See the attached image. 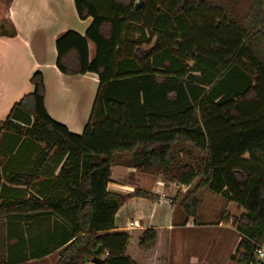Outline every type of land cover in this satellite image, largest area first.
Segmentation results:
<instances>
[{
	"label": "trees",
	"instance_id": "obj_1",
	"mask_svg": "<svg viewBox=\"0 0 264 264\" xmlns=\"http://www.w3.org/2000/svg\"><path fill=\"white\" fill-rule=\"evenodd\" d=\"M74 3L79 18L92 22L84 35L68 30L57 37L56 66L65 75L98 76L89 121L78 135L51 118L43 73H34V91L0 121V137L39 142L45 158L54 152L65 162L51 197L23 191L6 199L0 185V219H59L69 229L58 264L96 256L103 264H137L125 253L129 234L113 232L115 217L128 200L155 195L108 191L112 167L128 154L138 172L167 183L190 186L202 177L181 202L189 217L197 215L204 188L244 208L231 258L254 262L264 241V0ZM177 145L192 147L196 164L183 162ZM7 183L28 187L29 175ZM156 238L146 230L140 247L154 248Z\"/></svg>",
	"mask_w": 264,
	"mask_h": 264
},
{
	"label": "crops",
	"instance_id": "obj_2",
	"mask_svg": "<svg viewBox=\"0 0 264 264\" xmlns=\"http://www.w3.org/2000/svg\"><path fill=\"white\" fill-rule=\"evenodd\" d=\"M4 1L0 0L3 6L0 8V121L7 118L13 106L25 95L34 91L31 78L35 72L41 71L48 114L67 126L71 133L81 135L90 118L99 79L94 73H61L56 66V39L68 30L84 35L92 19L78 22L76 28L70 27L72 7L77 13L74 0ZM8 24L15 31L7 32ZM89 48L92 59L95 56L94 44L90 42ZM43 150L44 145L39 142L20 139L10 133L2 134L0 185L7 187L1 188V196L14 199L23 191L24 194L27 191V197L39 199L53 196L56 177L65 159L59 162L54 152L45 158ZM131 161L127 154L112 167L108 191L127 195L142 189L155 195V198H132L116 214V229L113 232L129 234L130 241L125 251L128 257L137 264H168L169 260L175 264L181 260L184 250L189 253L200 231L214 229L221 232L223 224L227 222L224 216L229 209L227 206L225 210L212 215L215 200L219 198L210 201L209 198L213 196L209 195L207 212H203L202 203L197 215L189 217L181 207L179 197L181 193L191 190L196 180L190 186L166 183L161 176L138 172ZM12 175H29L28 187L7 183ZM238 207L242 209L240 214L245 212L244 208ZM67 229L51 215L0 220V264H58L66 246L60 247ZM148 229H154L157 238L155 247L146 251L140 247V240ZM234 229L236 250L241 234L235 226ZM233 254L227 257V264L234 263L231 258ZM197 260L191 253L189 262L196 263ZM207 260L201 258L199 263L207 264ZM84 264L95 263L87 261Z\"/></svg>",
	"mask_w": 264,
	"mask_h": 264
},
{
	"label": "rangeland",
	"instance_id": "obj_3",
	"mask_svg": "<svg viewBox=\"0 0 264 264\" xmlns=\"http://www.w3.org/2000/svg\"><path fill=\"white\" fill-rule=\"evenodd\" d=\"M4 2L7 3L8 0H5ZM0 8H3V6L1 4H0ZM0 12H1V10H0ZM74 16H75V18H74ZM70 21H71V25H72L70 27H74V28L78 27V25H79L78 22L82 21L79 19L77 13H75L74 7H72V12L70 13ZM7 23L8 22H5V24H7ZM6 30H7V32L15 31L14 27L10 24H8L6 26ZM182 147H183L182 150L184 151V154H183V156L181 154H179V158H181V160L183 162H190L192 164H196V158L198 157L196 151L194 149H192V147H190L189 145H177L178 150H181ZM201 178L202 177L199 176V178L196 179V181H195L196 183L193 185L191 190H193V188H195V186L198 184V182L201 180ZM188 192L189 191L181 193V195L179 197L180 205H181L183 198L185 197V195ZM209 195L213 196V197L209 198L210 201H211V199L219 198L218 201L215 200L214 208L212 210L213 216L215 214L220 213L222 210H225V208L228 206L227 209H229V212L226 213V215L224 216V221L226 220L227 222L223 224L224 228L221 229V232L215 231L214 229L209 230V231H206V230L200 231L197 235L196 242L188 250L189 253H187V251L184 250L182 252V255L180 258L181 260H179L175 264H203L202 262L199 263V260L201 258H207L208 259L206 261L207 264H227V257L229 255H231L232 253H234V250H235L234 241H235V235H236V232L234 231L235 230L234 226L236 227L235 221H238L239 218L241 217V215L243 214V213L240 214V211L242 209H240L238 207V204H236L234 202H227L225 199H222L221 197H219L215 193L208 190V188H204L198 194V200L200 202V205H202V203H203L202 209H203L204 213L207 212L208 207H209V203H208L209 200H207ZM200 205H199V208L201 207ZM181 207H182V205H181ZM0 220H2V219H0ZM228 222H230V223H228ZM233 224H234V226H233ZM226 230H227V232H226ZM191 253L193 254V256H195L198 259L196 263L193 261L189 262ZM174 261H176V260L174 259ZM233 261H234V263H232V264H240V263H238L237 260H233ZM168 264H171L170 260H169ZM172 264H174V263H172Z\"/></svg>",
	"mask_w": 264,
	"mask_h": 264
},
{
	"label": "built area",
	"instance_id": "obj_4",
	"mask_svg": "<svg viewBox=\"0 0 264 264\" xmlns=\"http://www.w3.org/2000/svg\"><path fill=\"white\" fill-rule=\"evenodd\" d=\"M255 261L250 264H264V241L261 244H257L254 251Z\"/></svg>",
	"mask_w": 264,
	"mask_h": 264
},
{
	"label": "water",
	"instance_id": "obj_5",
	"mask_svg": "<svg viewBox=\"0 0 264 264\" xmlns=\"http://www.w3.org/2000/svg\"><path fill=\"white\" fill-rule=\"evenodd\" d=\"M140 5L141 4L138 3V6L137 7H139ZM92 262L95 263V264H103V258L96 256V257H94L92 259Z\"/></svg>",
	"mask_w": 264,
	"mask_h": 264
}]
</instances>
